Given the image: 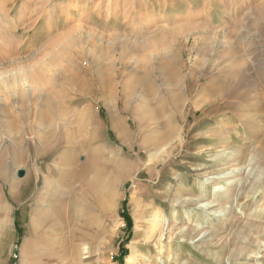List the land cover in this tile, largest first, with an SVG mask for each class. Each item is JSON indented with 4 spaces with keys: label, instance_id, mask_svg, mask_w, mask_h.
I'll list each match as a JSON object with an SVG mask.
<instances>
[{
    "label": "rangeland",
    "instance_id": "rangeland-1",
    "mask_svg": "<svg viewBox=\"0 0 264 264\" xmlns=\"http://www.w3.org/2000/svg\"><path fill=\"white\" fill-rule=\"evenodd\" d=\"M186 1L0 0V115L13 119L24 112L22 147L29 157L27 165L11 158L10 179L19 183L14 196L9 183L0 182L9 225L8 231L0 229V264H127L131 257L136 264H264V85L260 86L264 52L256 58L261 62H254L252 56L256 49L264 51V0H218L215 6L213 0L205 4L189 0L199 4L194 7ZM198 20L210 28L208 33L182 32L177 40L159 33ZM140 32H145L144 40ZM80 35L86 43L82 47L87 46L91 55L98 53L91 51L92 46L118 44L120 57L122 43H127L130 60L125 67L116 59L114 89L103 90L91 82L72 87L71 74H61L59 45L69 46ZM153 39L174 47V54L165 55L149 48L147 65L156 87L153 98L169 105L158 123L141 118L139 95L129 84L136 77L137 43ZM91 61L85 58L80 64L89 67ZM238 66H243L247 82L242 88L231 78ZM162 68L182 80L176 105L170 99L177 91L153 75ZM219 83L223 90L215 94ZM105 96L117 110L116 120ZM49 97L55 103L58 97L63 101L64 113L58 119L43 109ZM120 122L127 135L117 131ZM161 124L173 128L168 140L160 134ZM60 125L67 128L61 140L69 141L68 146L74 143L76 164H89L95 148L99 152L104 148L110 157L116 153L125 162L119 173L124 180L115 189L117 226L112 239L104 238L101 245L84 244L74 254L60 250L61 235L45 239L38 236L42 233L33 235L30 228L45 178L42 171L47 174L51 160L45 153L37 160L33 149L43 141L44 131L55 129L57 136ZM14 137L3 133L6 143ZM36 163L42 173L30 177ZM42 197L46 206L47 196ZM36 239L40 242L30 250L23 248ZM123 249L128 250L125 257ZM28 251L34 255L30 257Z\"/></svg>",
    "mask_w": 264,
    "mask_h": 264
},
{
    "label": "bare ground",
    "instance_id": "bare-ground-1",
    "mask_svg": "<svg viewBox=\"0 0 264 264\" xmlns=\"http://www.w3.org/2000/svg\"><path fill=\"white\" fill-rule=\"evenodd\" d=\"M182 2H187V1L182 0ZM206 2H207L206 0H201L199 4L200 3L205 4ZM211 2L213 3L211 4L215 6L218 0H213ZM188 3L191 7L199 5L197 2H196L197 4L194 5L189 0H188ZM208 7L211 8L210 4L208 5ZM169 22L171 23L173 22V20H169L168 23ZM201 22L203 21L201 20L194 21L192 25H188V26L180 25L176 29H173V30H168L164 28L160 30L159 33L161 32V34H165L169 39H172V40H177L180 37V35L183 34L182 32H191V31L199 29V32L202 31L203 33H208L210 28H208V26L203 25L205 22H203V24ZM77 27H81V26L78 25ZM77 31H79V29ZM144 35H145V32L144 33L140 32V39L142 38L141 40L145 39L143 38L145 37ZM68 36L69 34L65 35L64 37L68 38ZM73 36L75 37V35ZM80 36L78 38L72 39V42L69 44V46L65 45L63 48V46L59 45V50L58 52H56L57 53L56 57H57V61L59 62L58 67L61 68L60 69L61 74L67 77L68 75L71 74V77H72L71 83L74 85L72 87H76V86L78 87L81 85L83 86V84L77 85L76 83L91 82V83L98 84L99 87L103 90L108 88V86L110 87V89H114V87L116 86L114 85V80L117 77L118 62H119V61L117 62L116 59L118 60L121 59L122 65L125 64V67H126V63L130 60L128 57L129 50L127 48V43H122V49H121L122 55H120V57L116 56L117 47H119L118 44H112L106 47H103V46L93 47L92 46L91 51L95 53H97L98 51V53L96 55L94 54L91 55L89 52L90 50L88 51L87 49V46L86 48L82 47V46L85 47L86 43L84 42L83 39H81L82 36L81 37ZM57 42H60V41L59 40L54 41V43H57ZM168 46L169 45H167L166 43L164 45L162 44L160 45L157 42V39L147 40V43L146 41L145 43L139 42L136 45V49H137L136 53L138 54L137 59H136L137 60V63H136L137 71L135 75L136 77H134V79L130 81L129 84L131 85L130 88L136 91V94L138 93L139 95L137 106L139 105V110L141 112V118L146 119L149 122L153 121V123H158L160 122L161 119H163L162 113L165 112V108L167 106L169 107V105L158 104L159 103L157 101L158 99H154L155 97L153 98V96H155L154 94L156 92V87H155L154 80L151 76L152 74L150 73L147 64L149 60L151 59L150 55L152 54V52L160 51L164 53V55L167 54V52H172L174 54V47L173 46L168 47ZM150 47L155 50H153L152 52L149 51ZM71 48H74L75 53L74 52L73 54L70 53ZM262 52L264 51L260 49H256L254 53L252 54V56L255 57V59L259 58L262 56ZM85 58L86 59L89 58L92 60L91 63L89 62L90 64L89 67H88V64H84V66L86 65L88 68H84V66H81L80 64L82 59L85 60ZM172 60L173 62H176L178 65V61L175 56H172ZM259 61L261 62V60ZM179 65H180L179 68L181 69V67L183 66L181 64ZM165 66L168 68L167 64ZM72 67H75V69H77L76 73L73 71L75 69ZM167 68L165 69L162 68L159 71L155 72L153 75L161 77L163 82L168 87H171V91H173L174 93L175 91H177L176 97L173 95L170 99L171 102H174V104L176 105L179 102L178 98L181 97L182 80L179 77L178 79H176L178 75L173 72L170 73V71L166 70ZM242 68L243 66H238L236 71L232 72V75H231V78L235 80L236 82L235 83L236 87H239V88H242L244 85L246 86L247 84L245 80V74ZM89 75H91V78H89ZM121 75L124 78L125 74L121 73ZM32 80L34 83L38 82L35 79H32ZM91 83L88 85L93 86ZM215 88L216 89L214 90V93L219 94L223 90L222 89L223 85H220L219 83ZM166 95H169V94H166ZM58 99H56L58 103H55V101L49 97L45 99L44 106H43L44 107L43 109H46L45 111L46 113L48 112L49 114L50 112V114L54 115L57 119L59 118L61 112L64 113V111H62L63 110L62 107H60V104H62L63 101L60 102L58 101ZM20 100L24 108V97ZM104 100H106L105 101L107 103L106 105L109 107L108 109L110 110V115L112 117H116L117 110H115L114 105L111 104L110 97L108 96ZM0 111H1V108H0ZM45 112L43 113V115L42 114L41 115L42 116H44V114L46 115ZM9 117L5 113H2L0 115V182L9 183V187L11 191L10 194L14 196L19 183L14 182L12 178L10 179V174H9L10 165L12 161L14 160L12 157L14 156V158H16L17 160V163L15 162L16 164H20L21 162L24 161V165L29 164V161H28L29 159H27L28 156H26L23 153V147H22L23 145L22 138L24 136V112L22 114H18V116H14L13 119L11 118L9 119ZM117 117L115 118V120L117 119ZM48 119H52L51 116ZM117 125H115L118 127V130L117 129L116 130L117 131L120 130L119 132L122 135L124 134L127 135L129 133V132L127 133L124 130L126 127L124 128L121 122L120 124L117 123ZM161 126L162 127L160 129H162L163 132L160 134L164 136L163 138L164 140L165 139L168 140L169 135L173 131V128H170L166 124H161ZM58 129L60 130V133L57 134V136L54 131L55 129L44 131V134H43L44 137L42 139L43 141L40 143L39 146L33 149V151L35 150V153L37 155V157L35 156L34 158H38L37 160H39L41 154H44V153H45V158L50 156L51 160L47 162V169H46L47 174H45V172L42 171L43 174L45 175V178L43 180V186L41 187L37 195L36 205L31 213L30 228L32 230L33 235H36V234L38 235V233H42L41 235H38V236L43 237L45 239H50L53 237H57L58 235H61L62 237H60V239L62 242L60 244L61 245L60 250L62 252L63 251L72 252L74 254V253H77L80 247L84 244L101 245L100 242H102L104 238L106 239L108 237L109 240L112 239L113 228L117 226V221H116L115 214H114V209H115V204H116L115 189L116 187H118V184L124 180L123 178L119 177V173L124 168L125 162L116 153L113 154L112 157H110L109 153H107L104 148H102L99 152L98 149L94 147L97 150L96 152L93 153L95 156L94 159L92 158L93 160L86 166L78 165L76 164L77 161L74 159L72 155V152L74 150H73V147L71 146H74L73 145L74 143H72L71 146H68L69 141L64 143L63 140H61L63 139V136H64L63 134L67 136L66 126L60 125ZM3 133H5L6 135H11L12 137L14 135L15 137L13 138V142L6 143L5 140L3 139ZM88 144H91V142ZM66 145L68 147H66ZM105 157H107V161H105L106 163L104 162ZM11 158L13 160H11ZM87 162L88 161H86V163ZM15 163L14 165L16 166ZM34 167L35 168L33 170L30 169V177L32 173L34 172L37 174L41 172L39 169L38 163H36ZM66 167L68 169H65ZM25 182L26 181H24V183ZM62 188H67V189L66 191H63ZM42 196H47L48 204L46 206L42 205V203H44L43 201L44 198ZM1 200H0V229H4L8 231L9 225H8V220H7V208L3 205ZM108 231L110 232L109 234H108ZM42 239L41 241H44ZM37 242L39 243L40 240L36 239V243L25 242L23 248L26 250H30V246H33L34 244H38ZM132 251L134 252L133 249ZM29 255L31 257L34 255V253L31 254L29 252ZM136 263L137 262H136L135 257H131L127 261V264H136Z\"/></svg>",
    "mask_w": 264,
    "mask_h": 264
},
{
    "label": "trees",
    "instance_id": "trees-1",
    "mask_svg": "<svg viewBox=\"0 0 264 264\" xmlns=\"http://www.w3.org/2000/svg\"><path fill=\"white\" fill-rule=\"evenodd\" d=\"M122 218H124V219L126 220L128 226H131V220H130V218L127 216V214H124V216H122ZM127 254H128V250L123 249V250H122V256L125 257Z\"/></svg>",
    "mask_w": 264,
    "mask_h": 264
},
{
    "label": "crops",
    "instance_id": "crops-1",
    "mask_svg": "<svg viewBox=\"0 0 264 264\" xmlns=\"http://www.w3.org/2000/svg\"><path fill=\"white\" fill-rule=\"evenodd\" d=\"M97 16H98V17H99V16L101 17V13H100L99 15H97ZM100 17H99V18H100ZM102 17H103V15H102ZM107 18H108V17H107ZM253 60L256 61L257 59H255V57H253ZM259 60H260V59H259ZM257 62H260V61H257ZM257 67H259V69L261 70V65H260V66H257ZM256 70H257V69H255L254 71H256ZM256 72H257V74L260 73V71H258V70H257ZM256 72H255V73H256ZM255 73H254V74H255ZM257 78H259V77H257ZM262 84L264 85V81L261 82L260 86H262ZM4 233H6V232H4Z\"/></svg>",
    "mask_w": 264,
    "mask_h": 264
},
{
    "label": "water",
    "instance_id": "water-1",
    "mask_svg": "<svg viewBox=\"0 0 264 264\" xmlns=\"http://www.w3.org/2000/svg\"><path fill=\"white\" fill-rule=\"evenodd\" d=\"M23 173L22 172H19V176L22 177Z\"/></svg>",
    "mask_w": 264,
    "mask_h": 264
}]
</instances>
